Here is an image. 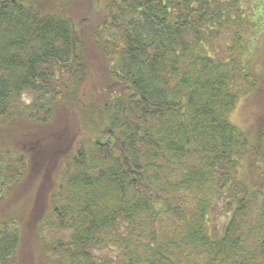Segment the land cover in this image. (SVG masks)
I'll use <instances>...</instances> for the list:
<instances>
[{
  "label": "trees",
  "instance_id": "16d2710c",
  "mask_svg": "<svg viewBox=\"0 0 264 264\" xmlns=\"http://www.w3.org/2000/svg\"><path fill=\"white\" fill-rule=\"evenodd\" d=\"M73 1L0 0V264H264V126L229 121L264 12Z\"/></svg>",
  "mask_w": 264,
  "mask_h": 264
},
{
  "label": "rangeland",
  "instance_id": "374dc122",
  "mask_svg": "<svg viewBox=\"0 0 264 264\" xmlns=\"http://www.w3.org/2000/svg\"><path fill=\"white\" fill-rule=\"evenodd\" d=\"M83 0H75L72 3L64 2V3H51L48 2L46 3L45 9L47 11L50 8H53V10H59L60 13H64L65 15L71 16L70 12L71 11H76L77 13L83 12L84 10L82 7L84 6L82 3ZM94 5L95 9H98L102 3V0H90ZM252 4H254V12H256L259 22H262L263 18L262 13L264 12V0H252ZM263 34L260 35V38H257V51H253L252 56L249 58L251 65L253 68L256 69V72L258 74L257 81L259 82V86L257 87L256 91L254 93H250L249 96L247 97H241L239 99V102L234 109V111L230 114L229 116V121L236 127L242 129L243 131H246L248 135L250 136V139H255L254 137L258 135V128L259 126H264V29L262 30ZM253 45V44H252ZM255 47V45H253ZM95 59V58H94ZM99 58L95 59L94 63L97 64ZM89 84V82L87 83ZM85 101L83 102L82 106L79 108H82L85 105ZM76 109V108H75ZM87 113L85 114L86 118ZM84 118V116H83ZM262 127H260L259 131L261 130ZM262 132L264 130L262 129ZM5 142V141H4ZM10 147V146H9ZM18 188L14 189L13 192H15L16 195L15 201L17 202V205L20 206V202H22V196L24 193L27 191L26 189H23V192L17 190ZM53 205H48L46 209L52 207ZM12 215L14 216L15 219L24 220L27 217V214L25 211L22 210L20 207H15L12 210ZM224 217L221 215L219 217V221L222 222ZM26 238L28 240L33 241V244L30 242H27L25 246L23 247L22 251L27 250V255L29 257V252L34 253L36 250L33 249V246L36 244L34 243L33 238H30L29 234H27ZM98 253V252H97ZM32 257V255H31ZM30 259V257H29ZM26 264V263H25Z\"/></svg>",
  "mask_w": 264,
  "mask_h": 264
}]
</instances>
